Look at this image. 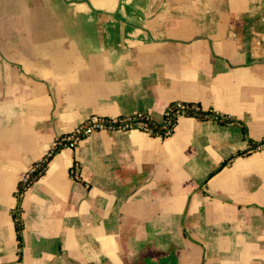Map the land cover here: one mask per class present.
I'll return each mask as SVG.
<instances>
[{"label": "crops", "instance_id": "crops-1", "mask_svg": "<svg viewBox=\"0 0 264 264\" xmlns=\"http://www.w3.org/2000/svg\"><path fill=\"white\" fill-rule=\"evenodd\" d=\"M177 101L205 115L95 130L23 181L90 116L161 125ZM176 212L202 253L174 243ZM173 251L264 264V0H0V264H179Z\"/></svg>", "mask_w": 264, "mask_h": 264}, {"label": "built area", "instance_id": "built-area-1", "mask_svg": "<svg viewBox=\"0 0 264 264\" xmlns=\"http://www.w3.org/2000/svg\"><path fill=\"white\" fill-rule=\"evenodd\" d=\"M197 111L199 107L194 104H187L181 101L173 102L168 105L164 111V120L160 125V133L169 134L172 132L173 127L177 118L181 115L186 114L188 111ZM130 128H140L150 133L155 132L153 127L152 119L148 114L137 113L129 116H118V117H104L99 115L90 116L85 122L77 125L74 130L61 138L55 144L54 150L50 151L46 157L43 159L42 163L46 162L48 158L52 155L56 148L60 146H75L84 136L90 134L95 130H116V129H130ZM37 164L31 167L28 173L24 176L23 181L25 183L29 182L31 174H33L37 167ZM78 169L72 168V174L78 175Z\"/></svg>", "mask_w": 264, "mask_h": 264}, {"label": "rangeland", "instance_id": "rangeland-1", "mask_svg": "<svg viewBox=\"0 0 264 264\" xmlns=\"http://www.w3.org/2000/svg\"><path fill=\"white\" fill-rule=\"evenodd\" d=\"M192 217H191V215L189 214L188 216H187V214H185V213H179V212H176V213H174L173 214V221H174V228H173V232H172V234H173V241H174V243H176V241L177 242H180V237L182 238H185V243H186V245L189 247H194V252L196 253V252H201L202 253V247L199 245V246H197V244L196 243H193L192 242V239H191V237H190V231H191V229H184L183 228V223L185 222L186 223V226L188 227L189 225H190V219H191ZM185 227V226H184ZM156 231H158V232H161L162 230H156ZM192 232V231H191ZM190 237V238H189ZM167 253H170V252H167ZM174 255H176V257H178L176 260H177V262L176 263H179V264H184L185 262H181L180 261V258H179V256H178V254H176V252L175 251H173L172 252ZM187 253V251H185V254ZM186 256V255H185ZM204 256H202V254L200 255V259H201V261H200V263L201 264H206V262H204L205 260H204V258H203ZM149 263L148 264H153V261H152V259L150 258L149 259V261H148ZM208 264H211V262H208Z\"/></svg>", "mask_w": 264, "mask_h": 264}, {"label": "trees", "instance_id": "trees-1", "mask_svg": "<svg viewBox=\"0 0 264 264\" xmlns=\"http://www.w3.org/2000/svg\"><path fill=\"white\" fill-rule=\"evenodd\" d=\"M186 114H190V115H196L198 117H202L204 116L205 114L200 110H197V111H194V110H191V111H188ZM153 127H154V130L157 132L158 130H160L161 126L160 125H157V124H154L153 123ZM49 159V158H48ZM48 161V160H47ZM46 162L44 163H40V165L37 167V170L31 175L30 179H29V182H32L34 181L36 178H38L44 171H45V167H46ZM21 186V184H20ZM23 187V185H22ZM16 222H17V229L19 230L21 228V222L19 221V218L16 217Z\"/></svg>", "mask_w": 264, "mask_h": 264}]
</instances>
